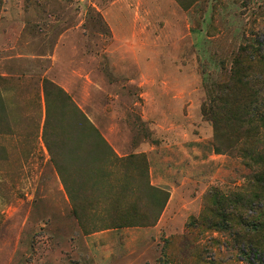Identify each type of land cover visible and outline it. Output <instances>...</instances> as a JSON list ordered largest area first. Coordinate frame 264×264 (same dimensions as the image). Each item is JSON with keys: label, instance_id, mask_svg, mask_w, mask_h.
I'll list each match as a JSON object with an SVG mask.
<instances>
[{"label": "rangeland", "instance_id": "374dc122", "mask_svg": "<svg viewBox=\"0 0 264 264\" xmlns=\"http://www.w3.org/2000/svg\"><path fill=\"white\" fill-rule=\"evenodd\" d=\"M180 1L0 0V73L60 87L100 135L124 139L132 165L108 168L109 183L141 173L143 156L149 183L169 195L154 227L102 230L94 220L84 233L72 208L86 213L89 203L65 198L74 170L62 190L38 153L29 185L0 146V264H264V137L243 160L227 121L235 106H223L222 142L233 148L215 154L202 116L239 50L264 42V0ZM4 120L0 98V132ZM141 144L147 155H134ZM104 194L98 215L112 210L114 193ZM135 196L119 210H134ZM136 206L147 212L143 200Z\"/></svg>", "mask_w": 264, "mask_h": 264}, {"label": "trees", "instance_id": "16d2710c", "mask_svg": "<svg viewBox=\"0 0 264 264\" xmlns=\"http://www.w3.org/2000/svg\"><path fill=\"white\" fill-rule=\"evenodd\" d=\"M176 1L181 7L184 6L182 1ZM44 84L43 139L57 172H68L73 169L76 177L93 181L94 187L102 188L103 192H113L116 189L110 202L111 212H105L102 216L88 217L80 216L73 209L74 218L83 232L88 231L86 227L94 220L106 224L102 230L154 227L166 206L169 195L150 185L143 156H138L144 165L143 171L140 173L134 170L130 176L115 179L114 187L109 183L112 174L106 168L121 164L125 169L132 165L134 156L117 158L70 96L58 86ZM48 88L54 91L56 101H49ZM223 106H235L234 111H229L234 113L227 115L228 123L234 128L233 135L240 139L233 144L240 145L237 152L243 160L250 158L252 153L247 148L254 149L256 144L259 145V139L264 137V134L262 135L264 130V42L257 43L256 46H244L239 50L232 63L229 80L217 87L215 96L202 110L203 118L209 120L213 127L215 154H223L233 148L232 142L229 145V141L225 140L226 146L222 142L225 132L218 123L219 117L216 111ZM49 136L53 138L52 143L49 141ZM53 148L58 151H53ZM258 155L256 153L255 157ZM136 192L138 198L135 196L131 208L135 210L136 204L139 202L141 204L143 200L147 212L138 215L134 210L120 211L122 196ZM97 204L96 201L90 206Z\"/></svg>", "mask_w": 264, "mask_h": 264}, {"label": "crops", "instance_id": "0c3cea01", "mask_svg": "<svg viewBox=\"0 0 264 264\" xmlns=\"http://www.w3.org/2000/svg\"><path fill=\"white\" fill-rule=\"evenodd\" d=\"M0 98L5 113L4 127L7 130L0 132V140L2 142L0 146L5 149L6 153L12 154L13 166L16 168V164H18L17 168L23 171L24 174L26 172L28 184L34 185L37 154H42V156L45 154L47 156L48 154L50 156V163L54 165L45 143L43 144L45 98L42 84L30 73L16 74L10 71H2L0 73ZM103 139L110 146L117 158H127L128 155L126 154L125 148L119 146V143L124 140L119 134L113 132L103 137ZM138 147L139 149L133 153L134 155H147L146 144H141ZM53 167L59 186L63 190V187H65L64 185H67V182L63 179V175L67 172L63 171L58 173L55 165ZM108 168L109 167L106 169L108 170ZM110 181H112V179ZM111 184L113 185L114 182ZM150 185L159 189V185L152 180ZM73 187H75L73 192L69 191L70 194H65L66 201H70L71 203L88 202L89 205H87L86 208L88 207L89 211L84 213L72 208V214L73 209L76 210L80 216L96 217L102 216L105 213L98 215L96 213V207L90 206L96 201L101 202L104 197L101 192L91 197L88 195L89 192L97 190L96 187H94L93 181L77 177ZM113 193H115L114 190Z\"/></svg>", "mask_w": 264, "mask_h": 264}]
</instances>
